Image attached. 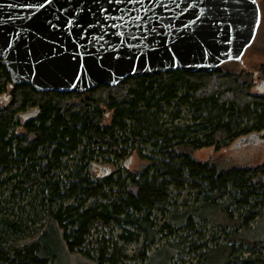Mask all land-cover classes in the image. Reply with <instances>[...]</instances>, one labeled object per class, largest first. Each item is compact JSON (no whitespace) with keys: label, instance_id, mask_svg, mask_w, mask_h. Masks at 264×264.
Listing matches in <instances>:
<instances>
[{"label":"trees","instance_id":"16d2710c","mask_svg":"<svg viewBox=\"0 0 264 264\" xmlns=\"http://www.w3.org/2000/svg\"><path fill=\"white\" fill-rule=\"evenodd\" d=\"M222 66L204 73L128 77L86 93H45L13 83L0 61V192L8 184L16 194L35 191L42 213L39 229L24 242L11 238L28 228L23 218L0 220V264H179L178 246L158 243L184 227L194 229L196 219L214 221L230 237L215 248H187H207L198 264H264L263 242L248 237L250 223L262 216L257 208H264V163L224 166L194 156L264 132V95L253 93L256 75L264 80V63L255 73ZM183 109L189 122H182ZM138 143L152 149V156L139 151L148 161L144 168L123 178L92 177L90 160L96 154L110 151L124 159ZM186 187L204 200L184 210L177 203L168 209L172 192ZM231 205L244 213L236 216ZM167 212L176 229L159 226L156 214ZM98 223L122 231L93 244ZM238 241L259 248L258 256L242 263L234 257ZM134 243L138 247L130 256L125 245Z\"/></svg>","mask_w":264,"mask_h":264},{"label":"water","instance_id":"95a60500","mask_svg":"<svg viewBox=\"0 0 264 264\" xmlns=\"http://www.w3.org/2000/svg\"><path fill=\"white\" fill-rule=\"evenodd\" d=\"M261 21L258 0H0V61L36 92L86 93L242 63ZM261 141L252 133L234 147Z\"/></svg>","mask_w":264,"mask_h":264},{"label":"rangeland","instance_id":"374dc122","mask_svg":"<svg viewBox=\"0 0 264 264\" xmlns=\"http://www.w3.org/2000/svg\"><path fill=\"white\" fill-rule=\"evenodd\" d=\"M261 9L262 21L258 30L257 37L254 43L246 50L243 62H228L225 63L222 68L229 71L240 72L243 70L256 72L258 66L264 63V0H258ZM253 93L264 95V80L256 75L255 87L253 88ZM30 111V110H29ZM188 109H183V116H185L183 123L189 122L190 115L188 114ZM169 120V117H163ZM110 119L107 118L106 122ZM20 128L18 132H22ZM139 151L143 156H152V149L149 145L136 144L135 148L129 149V155L124 159H118L113 153L107 151L104 154H96L90 160L89 172L93 178L100 176V166L108 167L111 169V174L109 176L114 179L119 177H126L127 172H135L144 168L148 161L141 157ZM195 158L200 161L213 160L216 163L224 166H240V167H256L264 163V141L258 144H246L240 147H228L220 151H216L214 147L204 148L202 150L196 151L194 153ZM131 159L128 168L125 167V163ZM74 161L68 162L69 166L74 165ZM61 177L65 179L68 175L67 171H61ZM117 188L114 189L116 192ZM35 192V191H34ZM34 192H22L14 193V185L8 184L1 188L0 192V220L3 218H10L12 220H18L23 218L26 221L28 228L25 232L18 234L16 237H11L14 241L24 242L33 236L35 232L40 227L42 213L39 211V198L35 197ZM204 200V196L200 195L198 190L191 187H186L182 191H173L168 204V209L171 208V204L177 203L179 210H184L191 206H196ZM261 200L258 201L260 203ZM187 202V204H185ZM75 203V200H68L66 204ZM251 203H254L251 202ZM232 209H236L235 215L239 216L244 213V210H238L237 205H231ZM249 209V207H248ZM261 210L262 216L257 218L255 222L250 223L249 227L252 230L248 232V237L252 241L263 242L264 244V208H257V211ZM159 226L165 223L171 224L170 213L167 212L166 215L161 213L156 214ZM195 223L194 229H188L184 227L183 229L177 230L174 235H164L159 241V245L164 244L166 241L171 242V244L178 246V249L182 252L177 256L179 264H198L199 254L207 250L208 247L215 248L218 245H222L225 241L229 240V236L225 231H222L220 226L214 221L202 222L198 219ZM173 227V225H172ZM173 228L176 229V226ZM122 229L115 225H104L98 223L93 231L92 241L93 244H97L102 241L103 238H114ZM228 232L231 230H227ZM166 234V232L164 233ZM194 244L203 245L205 244L207 248L202 249V251L193 252L188 251L187 248L192 247ZM138 247L137 244L125 245V249L128 255H133L135 249ZM236 247V257L238 260L244 261L249 260L252 257H257L260 249H252L248 243L238 241L235 243ZM135 262V261H134ZM133 261L127 264H133ZM252 264V263H243Z\"/></svg>","mask_w":264,"mask_h":264},{"label":"flooded vegetation","instance_id":"af4514ba","mask_svg":"<svg viewBox=\"0 0 264 264\" xmlns=\"http://www.w3.org/2000/svg\"><path fill=\"white\" fill-rule=\"evenodd\" d=\"M260 134V137L262 138V140L264 141V132H256Z\"/></svg>","mask_w":264,"mask_h":264}]
</instances>
